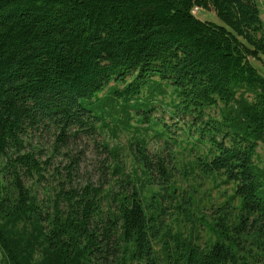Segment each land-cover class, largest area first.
Masks as SVG:
<instances>
[{
	"label": "trees",
	"instance_id": "obj_1",
	"mask_svg": "<svg viewBox=\"0 0 264 264\" xmlns=\"http://www.w3.org/2000/svg\"><path fill=\"white\" fill-rule=\"evenodd\" d=\"M263 55L257 0H0V264H158L157 242L166 264H264L241 242L252 233L264 245V75L253 63ZM105 127L134 129L130 171L103 144L112 182L55 185L43 207L33 139L66 145ZM179 163L240 201L239 221L221 217L207 245L164 228L150 194L159 182L146 184Z\"/></svg>",
	"mask_w": 264,
	"mask_h": 264
},
{
	"label": "rangeland",
	"instance_id": "obj_2",
	"mask_svg": "<svg viewBox=\"0 0 264 264\" xmlns=\"http://www.w3.org/2000/svg\"><path fill=\"white\" fill-rule=\"evenodd\" d=\"M261 9L264 22V0H257ZM194 13L202 20H210L224 24L216 15L214 10L194 9ZM253 63L264 75V55L261 59L253 60ZM158 115L168 116L165 110L159 111ZM133 124L139 125L138 122ZM149 143V150L152 154L158 153L162 144L154 135L152 130H146L147 123L139 125ZM135 134L134 129H109L104 128L95 136H82L70 139L66 145H55L56 136L49 133H42L33 139V147L38 151L42 160L46 161L45 177L43 187L39 189V201L45 208L48 207L53 191V186L64 185L66 188L81 187L88 182L94 185L103 183L108 185L112 182L110 170L106 167L111 162L109 148L117 146L127 160L124 168L130 171L133 167L130 142ZM109 148L103 144H108ZM180 153L177 160L180 162L189 161L191 158L187 154L177 149ZM259 154L262 160L264 156V146L260 144ZM166 152V151H165ZM73 167V168H72ZM182 163L174 167L168 176H160L154 170L151 179L146 181L152 185L150 194H154V199H159L162 206L161 224L172 233L180 232L183 236L194 238L201 245H207L214 241L215 235L213 227L217 222L226 220L228 228H232L238 221L240 215V201L233 198V186L223 182V179L202 173L199 170L186 172ZM144 176H142L143 178ZM172 185L175 186L173 193ZM153 196V195H152ZM222 217V220H221ZM162 232V230H161ZM252 233L242 239V245L252 254L249 260L262 262L264 260V245L259 247ZM162 242H157L155 249L160 257L158 264H166L162 254ZM0 258L2 252L0 251ZM108 264H118L116 259H111ZM110 261V260H109ZM129 262V261H127Z\"/></svg>",
	"mask_w": 264,
	"mask_h": 264
},
{
	"label": "built area",
	"instance_id": "obj_3",
	"mask_svg": "<svg viewBox=\"0 0 264 264\" xmlns=\"http://www.w3.org/2000/svg\"><path fill=\"white\" fill-rule=\"evenodd\" d=\"M195 9H198V8H195Z\"/></svg>",
	"mask_w": 264,
	"mask_h": 264
}]
</instances>
